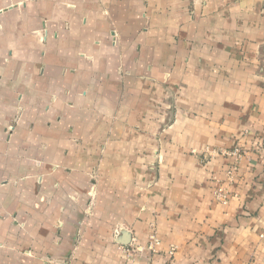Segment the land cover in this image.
<instances>
[{"label": "crops", "instance_id": "0c3cea01", "mask_svg": "<svg viewBox=\"0 0 264 264\" xmlns=\"http://www.w3.org/2000/svg\"><path fill=\"white\" fill-rule=\"evenodd\" d=\"M0 264H264V0H0Z\"/></svg>", "mask_w": 264, "mask_h": 264}, {"label": "built area", "instance_id": "2783aa9c", "mask_svg": "<svg viewBox=\"0 0 264 264\" xmlns=\"http://www.w3.org/2000/svg\"><path fill=\"white\" fill-rule=\"evenodd\" d=\"M216 195V197L221 201V202H223L224 204H226L227 203V197L225 196V195H223V194H221V193H217V194H215ZM154 240V239H153ZM154 243H157V240H154ZM171 254H173V251H171Z\"/></svg>", "mask_w": 264, "mask_h": 264}]
</instances>
